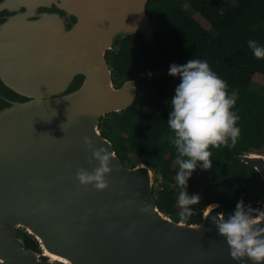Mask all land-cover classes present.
<instances>
[{"label": "water", "instance_id": "obj_1", "mask_svg": "<svg viewBox=\"0 0 264 264\" xmlns=\"http://www.w3.org/2000/svg\"><path fill=\"white\" fill-rule=\"evenodd\" d=\"M46 1L62 14L1 28L0 80L27 101L0 109V264H238L212 223L222 204L201 223L174 221L158 208L150 167H127L99 129L136 101L137 81L116 88L106 54L136 33L153 40L149 0ZM85 137L112 154L106 190L76 179L99 166ZM239 159L264 180L263 154Z\"/></svg>", "mask_w": 264, "mask_h": 264}, {"label": "trees", "instance_id": "obj_2", "mask_svg": "<svg viewBox=\"0 0 264 264\" xmlns=\"http://www.w3.org/2000/svg\"><path fill=\"white\" fill-rule=\"evenodd\" d=\"M146 10L157 29L153 40L147 43L142 33H136L106 54L116 88L135 80L138 93L130 108L101 118L102 136L113 144L123 163L130 162L132 154L160 177V188L154 191L156 203L176 222L201 223L203 212L215 203L224 206L225 217L241 199L246 210L258 208V203H264L263 179L239 156L264 149V97L251 91L253 84L264 87V58L254 57L247 44L254 39L264 45V0H237L225 11L212 0H149ZM191 58L207 60L227 82L228 91L237 92L234 110L240 117V135L230 146L211 149L209 170L193 172L187 191L199 194L200 202L182 220L177 152L167 124L168 101L180 79L168 70L171 64L182 65ZM147 71H153L150 78ZM81 82L77 80L74 88ZM24 246L39 251L38 242L31 238H25Z\"/></svg>", "mask_w": 264, "mask_h": 264}, {"label": "clouds", "instance_id": "obj_3", "mask_svg": "<svg viewBox=\"0 0 264 264\" xmlns=\"http://www.w3.org/2000/svg\"><path fill=\"white\" fill-rule=\"evenodd\" d=\"M247 44L254 57L264 58V45L254 39H249ZM168 74L180 79L168 101L167 124L173 133L171 143L175 146V159L179 165L176 181L180 186L177 199L181 211L178 215L187 220L194 211L192 206L200 202L199 194L189 195L187 191L193 172L197 168L209 170L213 165L211 149L230 146L229 142L234 144L240 135L237 124L240 117L234 110L237 92L228 91L227 82L211 69L207 60L191 58L182 65L173 63ZM148 76L150 78L152 73L148 72ZM84 143L99 166L91 172L79 168L76 179L81 186L91 185L98 191L106 190L112 154L103 147L94 148L87 137ZM217 215L219 218L214 216L212 223L226 240L231 258L238 264H246V261L264 264V207L246 210L241 199L226 217L223 213Z\"/></svg>", "mask_w": 264, "mask_h": 264}, {"label": "flooded vegetation", "instance_id": "obj_4", "mask_svg": "<svg viewBox=\"0 0 264 264\" xmlns=\"http://www.w3.org/2000/svg\"><path fill=\"white\" fill-rule=\"evenodd\" d=\"M40 2L41 0H0V47L2 46L1 37L3 33L1 28L11 19L17 18L16 21L18 20L17 22H19V25L17 23L19 29H25L26 22L40 20L42 16H50L57 13L62 14L53 3L47 7L40 6ZM46 2L45 0V3ZM1 60L2 58L0 57V63L2 62ZM24 101H27V99L10 90L0 80V109L10 107L13 103ZM25 238H31L33 240V238L28 235H26ZM42 261L49 260L43 258Z\"/></svg>", "mask_w": 264, "mask_h": 264}, {"label": "rangeland", "instance_id": "obj_5", "mask_svg": "<svg viewBox=\"0 0 264 264\" xmlns=\"http://www.w3.org/2000/svg\"><path fill=\"white\" fill-rule=\"evenodd\" d=\"M212 1H213V3H214L216 6H218L222 11H225L229 6L234 5V4L237 3V0H212ZM148 72H151V73H152L153 71H147L145 74L148 75ZM251 91H252L253 93H255V94L261 96V97H264V87H262V86H259V85H256V84H253V85L251 86ZM258 153L264 155V149H262V150L259 151ZM129 156H130V158H131V161L126 163V165H127L128 167H132L133 164H135V165L139 164V159H138V158H136V157H135L134 155H132V154H130ZM154 178H157V179L159 180V182H156V179L154 180V187H153V189H154V191H155V190H157V189L160 188V185H161V179H160V177L155 176V175H154ZM232 181L235 182V183L237 182V181H235V180H232ZM261 185L264 186V180L261 182ZM40 264H52V263L49 262V261H42Z\"/></svg>", "mask_w": 264, "mask_h": 264}, {"label": "built area", "instance_id": "obj_6", "mask_svg": "<svg viewBox=\"0 0 264 264\" xmlns=\"http://www.w3.org/2000/svg\"><path fill=\"white\" fill-rule=\"evenodd\" d=\"M258 207H264V203H258Z\"/></svg>", "mask_w": 264, "mask_h": 264}]
</instances>
